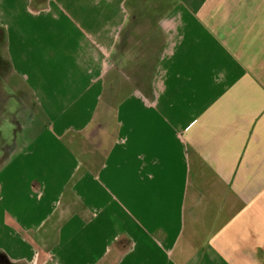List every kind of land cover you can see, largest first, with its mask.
I'll list each match as a JSON object with an SVG mask.
<instances>
[{"label":"crops","instance_id":"0c3cea01","mask_svg":"<svg viewBox=\"0 0 264 264\" xmlns=\"http://www.w3.org/2000/svg\"><path fill=\"white\" fill-rule=\"evenodd\" d=\"M128 2L0 0L5 84L28 92L33 121L0 162V254L263 264L264 0H172L139 47ZM95 127L88 160L79 136ZM212 199L226 215L205 239Z\"/></svg>","mask_w":264,"mask_h":264},{"label":"rangeland","instance_id":"374dc122","mask_svg":"<svg viewBox=\"0 0 264 264\" xmlns=\"http://www.w3.org/2000/svg\"><path fill=\"white\" fill-rule=\"evenodd\" d=\"M168 2L169 0H165ZM129 7H130V14H137L141 17L148 16V15H155V14H169L167 10H170V7L164 8L163 6H160L156 0H129ZM131 22V20H130ZM133 28L130 31V44L134 42L136 47H139V45L145 46V43H148L147 40L141 41L140 38H143L146 36V33L149 32L147 28H153L155 25L153 24H145L143 21L139 20L137 24H129ZM129 27L127 28V30ZM161 31V30H160ZM140 33V35L138 34ZM148 39L150 38L149 35H147ZM59 51V50H56ZM121 53V52H120ZM120 53L118 54V58H120ZM133 53V52H132ZM112 59V57L110 58ZM130 59L136 60V57H131ZM131 62H134L132 61ZM55 63H58L60 65L62 63L61 58L57 57V59L53 60ZM130 60H128L127 63ZM8 67H5V70ZM10 70H7L6 72H2L1 78L4 77L8 78L10 74ZM112 73V72H111ZM14 81V79H12ZM18 80V79H16ZM12 91H15L12 86L6 87V84L2 85L0 87V162H5L8 158V156L11 154V152L14 150V148L18 145V142H22L23 133L24 130L22 129H29L32 124L30 114L31 111L28 108V105L25 104L24 100H22L20 97L16 96V93H12ZM109 89L106 88L105 96L103 97V103L101 104L100 108V116L98 120V127H106V119H104L106 112L110 110L108 108L106 110V107L108 106L109 101H113V98H110L109 95ZM115 103V102H114ZM114 111L111 110L110 113L112 114ZM111 121V120H110ZM33 128V126L31 127ZM114 130V129H113ZM98 132V129L95 127V130L87 131L86 134L79 138L81 139V143L79 144V154L82 158H88L90 159V154L84 153L86 151H90L92 147L97 146V139L98 144L101 140V136H96V133ZM93 143L91 146L90 144ZM99 160V158H98ZM97 160V161H98ZM216 190H220V185L218 187L212 186ZM243 204H241L242 207ZM199 208H201L203 211L201 212V228L203 232L204 238H209L212 236L213 232L219 227L222 226L224 223L225 215H226V201H218L215 199L209 200V201H203L199 203ZM41 247H38L35 249V254L38 257L37 262H34V264H41L42 263V251ZM264 251V250H263ZM49 255L48 252L45 253V257ZM119 255V254H118ZM262 256V254H260ZM52 261L50 264H61L60 257L58 256V252L53 251V253L50 255ZM99 263V262H98ZM109 264H113V254L110 258ZM117 264V262H115ZM264 264V263H263Z\"/></svg>","mask_w":264,"mask_h":264},{"label":"flooded vegetation","instance_id":"af4514ba","mask_svg":"<svg viewBox=\"0 0 264 264\" xmlns=\"http://www.w3.org/2000/svg\"><path fill=\"white\" fill-rule=\"evenodd\" d=\"M156 1L159 2L158 4L160 6H163L164 8L170 7V10L169 11L167 10V12L169 14H165V15L155 14V15H148V16L146 15V16L141 17L140 15H137V14L136 15L135 14L131 15L130 14V7H128L129 20H131V23L132 24H137V22L139 20L143 21V23H144V21H146V20H144L145 17H154V18L155 17H166V16H171V15L178 14L177 13V9H175V7H174L176 5H174V3L172 2V0H169L168 2H166L165 0H156ZM152 21L153 20L151 19L150 22H152ZM153 25H155V24H153ZM152 29L153 30L156 29V25ZM2 43H3V40H2V31L0 29V87L2 85H4V83L7 80V78H5V80H4V77L1 78L2 72H6L7 70L11 69L10 62L6 58H4L2 56V46H3ZM8 66L10 68H7L5 70V67H8ZM16 94H17L16 96H18L22 100H24L25 104L28 105L29 110L32 111V102H31V100L29 98L28 92L27 91H23V90H18L16 92ZM0 264H28V263H26L25 261H20V260L10 261V260L6 259V257H4V255L0 254Z\"/></svg>","mask_w":264,"mask_h":264}]
</instances>
